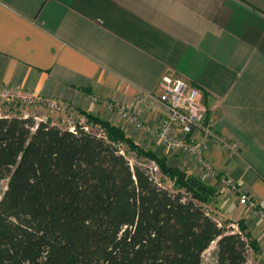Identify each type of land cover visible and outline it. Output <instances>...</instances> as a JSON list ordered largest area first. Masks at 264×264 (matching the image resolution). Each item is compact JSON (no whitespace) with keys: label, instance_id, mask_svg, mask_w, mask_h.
Segmentation results:
<instances>
[{"label":"crops","instance_id":"1","mask_svg":"<svg viewBox=\"0 0 264 264\" xmlns=\"http://www.w3.org/2000/svg\"><path fill=\"white\" fill-rule=\"evenodd\" d=\"M166 73L201 90L213 133L237 147L230 154L207 139L206 157L264 212V0H0V85L94 114L104 108L141 146L183 159L174 166L216 188L218 214L233 227L243 220L259 244L255 264H264V215L153 135L162 111L136 95L155 91ZM107 102L132 103L145 129L123 125Z\"/></svg>","mask_w":264,"mask_h":264},{"label":"trees","instance_id":"2","mask_svg":"<svg viewBox=\"0 0 264 264\" xmlns=\"http://www.w3.org/2000/svg\"><path fill=\"white\" fill-rule=\"evenodd\" d=\"M77 111L86 124L73 129L0 116V264H202L212 243L211 264L260 253L243 220L235 230L207 210L213 185L109 119ZM128 155L154 162L172 188Z\"/></svg>","mask_w":264,"mask_h":264},{"label":"built area","instance_id":"3","mask_svg":"<svg viewBox=\"0 0 264 264\" xmlns=\"http://www.w3.org/2000/svg\"><path fill=\"white\" fill-rule=\"evenodd\" d=\"M39 101L49 107L61 110L64 106L54 100H46L33 94L23 93L0 85V101L12 102ZM96 101V99H94ZM137 102L148 109L161 110L157 128L153 131L156 139L179 154H187L196 169L210 178H217L230 187L231 191H241L239 202L253 213L263 216V210L235 183L223 176L213 163L206 157V140L221 142L230 154H235V144L218 138L212 131L211 122L207 119V105L202 100L199 88L181 77L163 74L153 92H139ZM109 111H115L123 125H132L139 130L145 129L143 122L133 113L132 103H105ZM99 135H104L100 132ZM154 163V162H153Z\"/></svg>","mask_w":264,"mask_h":264},{"label":"rangeland","instance_id":"4","mask_svg":"<svg viewBox=\"0 0 264 264\" xmlns=\"http://www.w3.org/2000/svg\"><path fill=\"white\" fill-rule=\"evenodd\" d=\"M46 100H50V99H46ZM90 103H91V100H90ZM62 105L64 106V108L61 110H57L55 108L47 106L44 103L39 102V101H29V102L26 101L23 103L17 99H14L12 102H7V101L1 102L0 101V116H5V115H8V116L17 115V116H23V117L32 116L35 118L36 121H49L52 124H55L61 128H70V129H73V126L76 123L84 124V125L86 124L85 118L81 114H79L77 111V109H81V108L72 107L71 105H68V104H62ZM101 109L102 110L99 111L100 113H98L97 115L101 116L100 114L102 113L101 117L105 118L104 113H103L104 108H101ZM82 110L89 111L87 109H82ZM105 111H107V109ZM105 114H107V113L105 112ZM116 118L118 119V115H116ZM112 122H114V121H112ZM84 127H86L87 130H91L93 132L100 133V128L97 126L87 125ZM144 147L148 148V146H144ZM127 158L129 159V162L131 165L137 163V164L142 165L143 167L148 168L149 171L151 172V175L155 178L156 181L162 183V185L168 187L169 189L172 188V185L168 179L161 181V174H160L157 166L152 161H147L145 159H140L138 161L133 155H128ZM180 160L182 161L183 159H180ZM180 160L176 161L175 159L171 158L169 164H171L172 166H174L176 164L180 166V164H178L180 162ZM210 179L212 180L213 178H210ZM215 179H217V178H215ZM5 185H6V179L1 180L0 181V191L4 190ZM234 193H236V195L235 194L232 195L233 199L238 197L237 205L244 207L239 202L241 191L239 190L238 192H234ZM214 205H215L214 203H211L210 205H208L207 210L212 215L216 216L217 219L223 220L222 216H220L217 212V207ZM253 215L259 216L256 213H254ZM259 217H261V216H259ZM234 226L235 227H233V226L232 227L235 230H238L237 221H236V224ZM214 246H215V243H212L210 245V247L203 253L202 264H211V253H212V250L214 249ZM248 256L249 257H248L247 264H255V260L257 259L258 255L256 256V258H254L253 252L249 250Z\"/></svg>","mask_w":264,"mask_h":264}]
</instances>
